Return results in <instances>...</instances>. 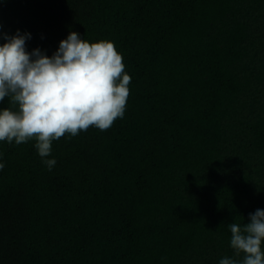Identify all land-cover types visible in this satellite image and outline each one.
<instances>
[{
  "label": "trees",
  "instance_id": "trees-1",
  "mask_svg": "<svg viewBox=\"0 0 264 264\" xmlns=\"http://www.w3.org/2000/svg\"><path fill=\"white\" fill-rule=\"evenodd\" d=\"M17 28L47 54L111 39L131 83L122 120L51 141V169L0 140V264L231 255L227 224L264 208V0H0Z\"/></svg>",
  "mask_w": 264,
  "mask_h": 264
},
{
  "label": "clouds",
  "instance_id": "clouds-1",
  "mask_svg": "<svg viewBox=\"0 0 264 264\" xmlns=\"http://www.w3.org/2000/svg\"><path fill=\"white\" fill-rule=\"evenodd\" d=\"M0 140L19 143L34 138V147L49 169L55 164L51 141L89 125L105 129L123 119L131 77L111 39L89 40L71 29L47 54L28 49V30L0 33ZM4 160L0 159V168ZM243 223L231 220V255L217 264H264V208L248 212ZM242 254V255H241Z\"/></svg>",
  "mask_w": 264,
  "mask_h": 264
}]
</instances>
